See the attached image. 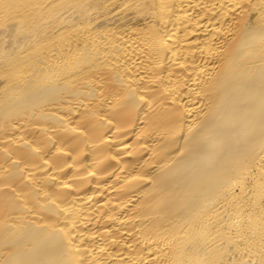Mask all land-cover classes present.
<instances>
[{"label": "bare ground", "instance_id": "1", "mask_svg": "<svg viewBox=\"0 0 264 264\" xmlns=\"http://www.w3.org/2000/svg\"><path fill=\"white\" fill-rule=\"evenodd\" d=\"M0 264H264V0H0Z\"/></svg>", "mask_w": 264, "mask_h": 264}]
</instances>
